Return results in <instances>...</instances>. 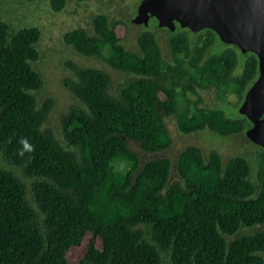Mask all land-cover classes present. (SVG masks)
I'll return each instance as SVG.
<instances>
[{
	"label": "trees",
	"instance_id": "1",
	"mask_svg": "<svg viewBox=\"0 0 264 264\" xmlns=\"http://www.w3.org/2000/svg\"><path fill=\"white\" fill-rule=\"evenodd\" d=\"M49 3L59 12L67 0ZM91 24L93 33L77 27L65 42L134 77L115 98L108 72L67 61L75 76L64 86L82 105L60 115L66 148L43 127L53 100L38 105L35 97L44 85L32 67L40 28L12 30L0 18V158L13 167L0 165V264H68L67 251L88 235L75 264H163L166 257L169 264H264V230L238 234L264 223V147L257 180L242 155L223 161L193 144L173 160L156 155L172 144L165 117L184 134L207 129L227 137L251 127L239 111L202 106L198 89L221 86L242 102L258 75L257 56L212 29L185 27L166 29L165 58L153 29L139 33L134 51L104 13ZM178 55L190 58L186 67ZM189 93L197 98L189 101Z\"/></svg>",
	"mask_w": 264,
	"mask_h": 264
},
{
	"label": "rangeland",
	"instance_id": "2",
	"mask_svg": "<svg viewBox=\"0 0 264 264\" xmlns=\"http://www.w3.org/2000/svg\"><path fill=\"white\" fill-rule=\"evenodd\" d=\"M139 2L140 0H67L64 8L56 12L52 10L49 0H0V18L8 22L12 30L30 26H37L41 30L40 39L36 44L40 57L32 62V67L41 73L44 85L39 91L35 92V97L38 105L48 97L53 100L52 108L43 127L51 128L57 140L64 147L69 148L61 134L60 115L71 105H82L80 100L64 86V78L75 76L74 71L67 65V61L79 66L97 67L108 72L111 76L108 93L115 98H118L119 91L127 81L134 77V74L112 68L99 56H86L77 52L72 45L65 42L64 34L77 27H84L93 33L92 16L97 13H104L108 16L110 24L115 25L116 36L120 38L126 48L137 51V37L145 29V26L133 21ZM154 33L163 50L164 57L167 58L166 37L168 31L155 28ZM221 46L223 44H216L215 48L219 49ZM199 47L201 48L202 45ZM210 52H214V48ZM177 58L179 64L185 67L190 59L181 55H178ZM162 65L165 66L164 63ZM240 71L241 62L237 65L235 72L239 73ZM198 95L203 99L202 106L223 108L232 115L238 112L241 103L238 102L237 94L231 93L221 86L220 88L212 86L198 89ZM187 96L189 101L197 98V95L191 93ZM181 108H185L183 111L187 110L188 112L190 105L186 101H181ZM165 121L171 135L172 144L166 151L156 154L157 156H166L173 160L178 152L188 144L199 146L205 153L215 150L221 155L223 161L233 155H242L251 164L252 179L257 180V155L263 150L262 147L249 140L246 134L247 130L227 137L219 136L207 129L184 134L179 130L175 118L165 117ZM129 144L132 149L142 154L137 145H133L132 142H129ZM0 165L13 169L1 158ZM15 171L20 175L17 170ZM176 176V172L172 171L171 178H176ZM22 178L30 184L28 178ZM259 230H264V223L243 226L238 230V234H251ZM89 237L88 235L80 245L71 247L67 251L68 264H75L85 249ZM163 264H169L167 257L164 259Z\"/></svg>",
	"mask_w": 264,
	"mask_h": 264
},
{
	"label": "water",
	"instance_id": "3",
	"mask_svg": "<svg viewBox=\"0 0 264 264\" xmlns=\"http://www.w3.org/2000/svg\"><path fill=\"white\" fill-rule=\"evenodd\" d=\"M133 21L149 29H212L223 43L253 52L258 75L238 111L251 122L249 140L264 147V0H141Z\"/></svg>",
	"mask_w": 264,
	"mask_h": 264
},
{
	"label": "clouds",
	"instance_id": "4",
	"mask_svg": "<svg viewBox=\"0 0 264 264\" xmlns=\"http://www.w3.org/2000/svg\"><path fill=\"white\" fill-rule=\"evenodd\" d=\"M21 143L24 145V148L25 149H28L30 151L34 150L31 148V146L28 145L27 141L26 140H21ZM19 155H23V151H20L19 152Z\"/></svg>",
	"mask_w": 264,
	"mask_h": 264
},
{
	"label": "flooded vegetation",
	"instance_id": "5",
	"mask_svg": "<svg viewBox=\"0 0 264 264\" xmlns=\"http://www.w3.org/2000/svg\"><path fill=\"white\" fill-rule=\"evenodd\" d=\"M138 5H139V3H138ZM136 13H137V10H136ZM158 28H162V29H168L169 30V28H167L166 26H163V27H158ZM185 28V27H184ZM154 30V29H153ZM243 54H245V53H243Z\"/></svg>",
	"mask_w": 264,
	"mask_h": 264
}]
</instances>
